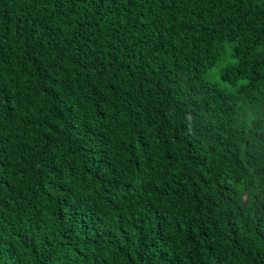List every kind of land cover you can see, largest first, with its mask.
Segmentation results:
<instances>
[{"label":"trees","instance_id":"1","mask_svg":"<svg viewBox=\"0 0 264 264\" xmlns=\"http://www.w3.org/2000/svg\"><path fill=\"white\" fill-rule=\"evenodd\" d=\"M0 264H264V0H0Z\"/></svg>","mask_w":264,"mask_h":264},{"label":"rangeland","instance_id":"2","mask_svg":"<svg viewBox=\"0 0 264 264\" xmlns=\"http://www.w3.org/2000/svg\"><path fill=\"white\" fill-rule=\"evenodd\" d=\"M247 195H248V194H247ZM247 195H246V193L243 194V201H245Z\"/></svg>","mask_w":264,"mask_h":264}]
</instances>
